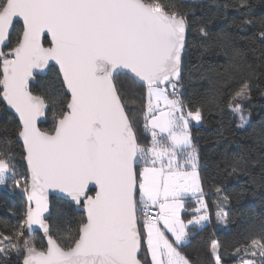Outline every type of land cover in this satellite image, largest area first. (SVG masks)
Masks as SVG:
<instances>
[{"label":"snow or ice","instance_id":"1","mask_svg":"<svg viewBox=\"0 0 264 264\" xmlns=\"http://www.w3.org/2000/svg\"><path fill=\"white\" fill-rule=\"evenodd\" d=\"M183 6L161 0H0V99L18 115L28 172L16 179L12 157L0 153V185L12 179L19 188L23 180L28 201L13 236L0 233V252L16 251L22 264H192L180 248L189 239L188 226L208 216L181 217L188 194L207 207L189 122L199 123L202 114L185 113L177 98L190 28ZM236 7L251 9L248 0ZM237 27H256V39L264 43V15H243ZM199 32L210 39L205 28ZM50 64L61 90L53 97L33 94L29 82ZM119 74L144 94L148 143H141L128 115ZM251 89L245 81L233 100ZM229 107L243 125L241 105ZM49 110L53 127L42 130L38 122ZM240 164L235 160L231 171ZM50 191L82 213L74 227L60 230L66 236L54 234L45 216ZM33 226L46 244L25 237ZM219 249L213 242L215 264H221ZM235 254L240 264H264V237Z\"/></svg>","mask_w":264,"mask_h":264},{"label":"trees","instance_id":"2","mask_svg":"<svg viewBox=\"0 0 264 264\" xmlns=\"http://www.w3.org/2000/svg\"><path fill=\"white\" fill-rule=\"evenodd\" d=\"M161 2L183 3L180 10L188 16L190 28L179 83L182 88L180 100L186 110L200 109L202 114V123L193 124L191 134L210 218L203 227H189V239L180 250L192 264H215L211 248L213 242H217L221 264H240L235 249L250 243L253 238L264 237V43L256 39V27L241 29L237 25L243 15H264V0H248L250 12L237 10L239 0ZM201 27L210 35L207 42L200 35ZM15 36L14 32L12 45ZM45 44L48 45L47 40ZM117 81L125 91L128 115L137 126L141 143H148L150 133L143 128L144 94L123 74L117 75ZM245 81L252 85L250 94L242 100H233ZM31 90L36 95L55 96L61 90L57 70L52 67L46 76L38 77ZM237 102L247 118L243 125L239 114L229 107ZM47 118L42 130L53 127L51 110ZM19 127L17 117L0 99V153L12 156L27 176L23 146L17 136ZM237 159L241 164L236 172H232ZM197 203V200L187 201L186 220L194 216L192 210ZM26 210L25 193L0 186V233L13 236L23 223ZM221 210L227 215V226L218 228ZM81 214L69 207L65 199L53 198L49 219L53 233L66 236L68 233L60 230L74 227L72 221ZM34 235L37 246L46 244L40 233ZM30 236L33 234L25 229V237ZM22 260L23 256L14 250L0 252V264H22Z\"/></svg>","mask_w":264,"mask_h":264},{"label":"rangeland","instance_id":"3","mask_svg":"<svg viewBox=\"0 0 264 264\" xmlns=\"http://www.w3.org/2000/svg\"><path fill=\"white\" fill-rule=\"evenodd\" d=\"M170 91H171V89H170ZM181 92H182V88H181V86L178 84V86H177V98L178 99H180V97H181ZM237 103H239L240 104V102H237ZM188 110H186L185 109V113L187 112ZM244 115V114H243ZM246 117V116H245ZM246 120H247V118H246ZM189 122H190V131H191V126L193 125V124H195V125H200L201 123H202V120L199 122V123H197L195 120H193L192 118H189ZM41 127H42V125H41ZM191 140H192V145H193V137H192V134H191ZM12 157V156H11ZM12 163H13V165H14V167H15V169H16V172H17V177H16V179H21V177H27V176H25L23 173H22V171H20V169L18 168V166H17V162L14 160V159H12ZM23 183H24V181L23 180H21V187H16L15 186V181L14 180H12V179H8L7 180V182H6V185H0V186H5V187H8V188H10V189H12V190H19V191H22L23 192ZM24 193V192H23ZM26 194V193H25ZM26 197H27V194H26ZM203 203L207 206L206 208H204V207H202V205L200 204L195 210H197L198 208L200 209V211L199 212H197V214H194L195 216H198V215H203V214H207V216H208V220L207 221H204L202 224H200V225H198V226H200V227H203L204 225H206L207 224V222H209V209H208V205H207V202H206V200H205V198L203 199ZM219 213H223V214H226L225 213V211H223V210H221L220 212H218V214ZM193 217L194 216H192L189 220H192L193 219ZM218 218H219V225H218V228H223V227H226L227 226V215L226 216H224V218H221L220 216H218ZM183 219V218H182ZM189 220H186V221H189ZM185 221V220H184ZM193 225H195V224H193ZM191 226V225H190ZM188 228H189V226H188ZM35 234V233H34ZM33 234V236H30V238L29 239H31L32 241H34L35 242V235ZM1 239L2 238H0V241H1ZM183 254V253H182ZM246 258H249V257H246Z\"/></svg>","mask_w":264,"mask_h":264},{"label":"water","instance_id":"4","mask_svg":"<svg viewBox=\"0 0 264 264\" xmlns=\"http://www.w3.org/2000/svg\"><path fill=\"white\" fill-rule=\"evenodd\" d=\"M187 39H188V34H187ZM46 41V40H45ZM45 46H48L45 44ZM186 47H187V42H186ZM6 50V49H5ZM185 53H186V48H185V51L184 53L182 54V61H181V80L179 83H181L182 81V73H183V59H184V56H185ZM52 64H50L49 68L48 69H45L43 71H38L37 74L35 75V77L29 82V88L31 90V87H32V84H34L36 81H37V78L38 77H43V76H46L49 72V70L52 68ZM32 91V90H31ZM34 94V93H33ZM36 95V94H35ZM8 109V111H10L12 114H14L17 119L19 120L18 118V115L15 113V111L11 108H9L6 104L5 101H3ZM49 112V111H48ZM48 112L46 113V117L44 118H41V120L38 122L39 123V127L41 128V125H43L44 123L47 122L48 118H47V115H48ZM42 129V128H41ZM18 141L22 144V141L18 138ZM23 146V145H22ZM23 149V148H22ZM24 152V151H23ZM25 160V159H24ZM25 164L27 166V163H26V160H25ZM53 198H59V199H64L63 198V194L62 193H59L58 191H50L49 192V196H48V199H49V207H50V213H45V216L48 217L50 219L51 217V213H52V199ZM26 201H27V197H26ZM27 206H28V201H27ZM33 206H34V203H33ZM49 219H48V222H49ZM30 234H34V233H40L46 243V239L42 233V230H40L38 228V226H33V229L31 231L27 230ZM143 250V249H142Z\"/></svg>","mask_w":264,"mask_h":264},{"label":"crops","instance_id":"5","mask_svg":"<svg viewBox=\"0 0 264 264\" xmlns=\"http://www.w3.org/2000/svg\"><path fill=\"white\" fill-rule=\"evenodd\" d=\"M198 171H199V169H198ZM199 174H200V172H199ZM200 178H201V175H200ZM201 187H202V190H203L202 178H201ZM202 198L204 199V196H202ZM188 200H197L198 201V199L196 197L192 196L191 194H188V195L185 196V198H184V208L181 210V217L183 218V220H185V222H187V221L184 218V213L186 211V203H187ZM197 204L198 205L196 207H194V210H192L195 214H197V211L195 209L200 205L199 201H198ZM189 227H190V225H189Z\"/></svg>","mask_w":264,"mask_h":264}]
</instances>
